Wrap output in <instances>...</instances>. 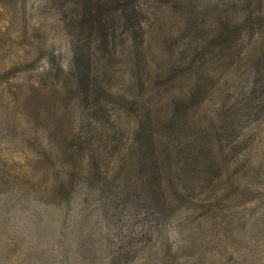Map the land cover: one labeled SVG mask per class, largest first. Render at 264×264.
<instances>
[{"label":"rangeland","instance_id":"374dc122","mask_svg":"<svg viewBox=\"0 0 264 264\" xmlns=\"http://www.w3.org/2000/svg\"><path fill=\"white\" fill-rule=\"evenodd\" d=\"M79 2L0 0V264H264V0L236 49L197 37L177 5L134 0L140 27L115 24L86 101L57 69L93 38ZM83 135L97 167L54 187L62 149L86 164ZM153 156L185 169L159 184Z\"/></svg>","mask_w":264,"mask_h":264},{"label":"trees","instance_id":"16d2710c","mask_svg":"<svg viewBox=\"0 0 264 264\" xmlns=\"http://www.w3.org/2000/svg\"><path fill=\"white\" fill-rule=\"evenodd\" d=\"M79 5L77 7L78 14V27L81 30L89 29V33L93 38L88 39L86 44L85 52L77 54V52H72L69 54L66 65L64 69L62 66H57V69L65 75V78L68 79L72 89L78 96L76 99L78 101H86L88 98V93L91 91L93 84L91 82L92 77L95 76V71L92 72L91 68L93 66V59L97 63H99L103 68L107 62V54L109 53V47L114 50L116 49V42L120 43V38H116L115 34V24L120 22L121 20L126 21L122 24L124 27V32H127V27L130 25V30L133 28L140 27V15L132 14V22L128 20L127 9L132 7L134 0H79ZM165 4L170 3L173 7L177 5V10L183 14L185 26L188 28H192V32L196 34L197 37H205L207 35L217 36L219 38L220 43L219 46H225V43L228 41L231 42L232 46H235L236 49L240 43V40L244 34H248L249 37H252L256 34L258 30L257 26H255L254 21L250 19V9L249 5L251 4V0H217L211 7V11L203 9L197 11L198 4L192 0H164ZM263 0H254V4L256 8L259 9L262 6ZM230 9L231 13L227 18H224L225 11ZM244 12L246 17H242L238 20V26L236 27V14L235 11ZM222 17V18H221ZM207 18L217 24V26L212 27L206 23ZM200 22V24H199ZM229 23L233 25V29H229ZM200 25V26H199ZM202 28V30H200ZM120 33V34H121ZM123 39V37H122ZM142 36L140 37V43L137 45L138 50H135L136 53H139L140 45H141ZM196 44H199L197 41L194 44L186 43V56L191 59L188 66L192 64V60H195V64H202L200 61V55L202 51H200V55L196 57L197 53H192L196 49ZM212 45H214L212 43ZM218 46V47H219ZM123 43L120 44V49L123 48ZM226 47V46H225ZM88 49V51H87ZM104 51V52H103ZM100 53V55H98ZM106 53V54H105ZM96 55V56H95ZM239 59V58H237ZM176 64L173 63L169 68V78H176ZM64 71V72H63ZM183 71V70H181ZM74 140V137L71 141ZM91 141L89 138L84 135L81 136L80 139L74 141V144L84 149L85 151L88 147H90V153L87 156H82L85 159L86 164L83 167L77 166L78 157L75 152L74 146L71 144L69 147L71 150L62 149L59 154H56V159L58 163H55L56 170V182L54 187L58 189H63L67 185H70L73 176L82 172L83 168H87V170H91V168L97 167L96 163L98 160L95 158L94 154L91 152L93 150L91 146ZM169 156V154L167 153ZM94 156V157H93ZM158 156H153L152 159L159 162H156L155 176L158 180L157 183H161L160 175H164V169L167 170L169 174H174L176 177L179 173H182L185 169V163L179 166L174 165V171L171 172L168 168H164V164L162 159L157 158ZM46 159L52 161L53 159L49 156H46ZM166 165V164H165ZM159 178V179H158ZM159 186V185H157Z\"/></svg>","mask_w":264,"mask_h":264}]
</instances>
